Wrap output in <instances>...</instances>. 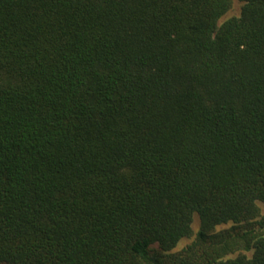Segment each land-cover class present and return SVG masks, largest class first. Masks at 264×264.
<instances>
[{
  "label": "trees",
  "instance_id": "16d2710c",
  "mask_svg": "<svg viewBox=\"0 0 264 264\" xmlns=\"http://www.w3.org/2000/svg\"><path fill=\"white\" fill-rule=\"evenodd\" d=\"M232 1L0 0V264H264V0Z\"/></svg>",
  "mask_w": 264,
  "mask_h": 264
},
{
  "label": "rangeland",
  "instance_id": "374dc122",
  "mask_svg": "<svg viewBox=\"0 0 264 264\" xmlns=\"http://www.w3.org/2000/svg\"><path fill=\"white\" fill-rule=\"evenodd\" d=\"M241 5H242V2H240L238 0H233L230 10L218 22L220 23L221 21H223L224 19H226L230 16L238 15L240 12ZM198 225H199L198 218L196 217V215H194L193 222H192L193 232H195L197 230ZM230 225H231V223L219 225L216 227V230L221 229V228H225V227H229ZM192 238H193V235L191 237L181 239L177 243V245L172 249V251L180 250L185 245H187L192 240Z\"/></svg>",
  "mask_w": 264,
  "mask_h": 264
}]
</instances>
